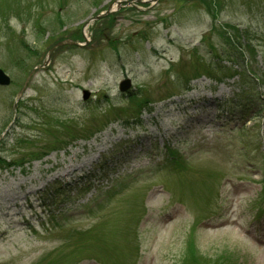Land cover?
<instances>
[{
	"label": "rangeland",
	"instance_id": "rangeland-1",
	"mask_svg": "<svg viewBox=\"0 0 264 264\" xmlns=\"http://www.w3.org/2000/svg\"><path fill=\"white\" fill-rule=\"evenodd\" d=\"M0 69V264H264V0H0Z\"/></svg>",
	"mask_w": 264,
	"mask_h": 264
},
{
	"label": "trees",
	"instance_id": "trees-1",
	"mask_svg": "<svg viewBox=\"0 0 264 264\" xmlns=\"http://www.w3.org/2000/svg\"><path fill=\"white\" fill-rule=\"evenodd\" d=\"M65 39L66 38L62 37L57 42L63 41ZM72 39L78 40V38H74V37H72ZM231 39L232 37L230 36L228 40L230 43H233ZM234 46H237V44ZM238 48L239 47H237V49ZM235 51L237 50L235 49ZM236 53H238V56L241 57L240 58L241 63L234 64L233 67H231V69L234 70V66L237 65L239 67L240 65L242 66V69L245 71L246 70V66H245L246 53L242 50V46L238 49ZM227 71H229V69H227ZM253 85H256L254 81H253ZM262 89L263 87L259 86L258 88L256 87V89L253 91L254 94L256 95V98L249 99L247 96L246 97L247 101L246 100L242 101L240 98L232 100V101L217 100L215 106H217L219 110L229 111L228 112L229 115L234 116V118H240V120L245 121V123H249L253 120L260 118L263 115L262 113H264V94L261 93ZM244 129H246V127ZM130 144H124L122 147L129 146ZM172 154H176V153L173 152ZM33 158H37V157H34V156L31 157V159ZM11 165L14 166L15 163L13 162V163L8 164V166H11ZM98 168H99V172H97L98 174L96 173V175L94 176L83 178V179H80V181L75 182V184H73L74 186L72 187L74 190H71V192L68 195L71 196V195L79 194V192H77V189H81L82 191L90 190V188L94 186L91 183L97 182V178L99 177V175L101 176L102 175L101 173H104L103 172L104 170H108V166L106 164L101 165ZM92 174H95V173H92ZM190 257L191 259H195L194 256H190Z\"/></svg>",
	"mask_w": 264,
	"mask_h": 264
},
{
	"label": "water",
	"instance_id": "water-1",
	"mask_svg": "<svg viewBox=\"0 0 264 264\" xmlns=\"http://www.w3.org/2000/svg\"><path fill=\"white\" fill-rule=\"evenodd\" d=\"M158 0H154V2H157ZM187 1H196V0H187ZM112 12H107L106 14H103V15H100L99 17H95L93 18L91 21H98V20H101L102 18L104 17H107L109 15H111ZM90 23H88L86 25V27L89 25ZM65 45H73V46H80L79 44L73 42V41H65V42H62V43H59V44H56L54 45L48 52V57H47V60L45 62H43L44 64L42 66H39L37 68H35L28 76V78L26 79L25 81V84L24 86L22 87V89L20 90V92L17 94V98H16V102H15V105H14V108L16 109V106L18 104V102H21L22 98L24 97L27 89H28V86L30 84V81L32 79V77L34 76V74L40 70V69H43L47 66L48 62L50 61L51 59V56L53 54V51H55L57 48H60L62 46H65ZM12 83L11 81V78L6 75V73L0 69V87H9L10 84ZM132 86V83L130 80H125L123 81L121 84H120V91L121 92H126L128 91ZM83 97H84V100H87L89 97H90V93L88 91H83Z\"/></svg>",
	"mask_w": 264,
	"mask_h": 264
}]
</instances>
